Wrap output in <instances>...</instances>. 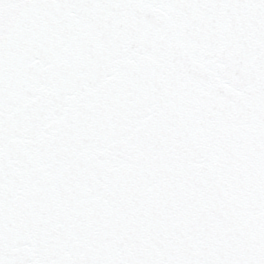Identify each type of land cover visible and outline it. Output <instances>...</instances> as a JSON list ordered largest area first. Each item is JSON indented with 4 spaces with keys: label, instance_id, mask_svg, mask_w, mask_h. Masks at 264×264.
<instances>
[{
    "label": "snow or ice",
    "instance_id": "obj_1",
    "mask_svg": "<svg viewBox=\"0 0 264 264\" xmlns=\"http://www.w3.org/2000/svg\"><path fill=\"white\" fill-rule=\"evenodd\" d=\"M0 264H264V0H0Z\"/></svg>",
    "mask_w": 264,
    "mask_h": 264
}]
</instances>
